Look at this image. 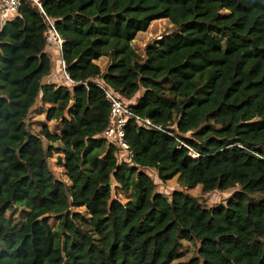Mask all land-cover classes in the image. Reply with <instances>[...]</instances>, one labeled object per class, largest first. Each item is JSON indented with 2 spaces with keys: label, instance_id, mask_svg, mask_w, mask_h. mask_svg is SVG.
<instances>
[{
  "label": "trees",
  "instance_id": "obj_1",
  "mask_svg": "<svg viewBox=\"0 0 264 264\" xmlns=\"http://www.w3.org/2000/svg\"><path fill=\"white\" fill-rule=\"evenodd\" d=\"M41 1L73 84L46 81L32 50L44 13L25 3L0 29V264H264V0ZM164 18L172 31L139 52L137 34ZM94 78L143 89L135 111L171 133L131 119L124 159L101 136L110 109ZM39 102L59 131L34 129ZM173 178L240 189L208 206L157 189ZM183 240L198 244L187 260Z\"/></svg>",
  "mask_w": 264,
  "mask_h": 264
},
{
  "label": "rangeland",
  "instance_id": "obj_2",
  "mask_svg": "<svg viewBox=\"0 0 264 264\" xmlns=\"http://www.w3.org/2000/svg\"><path fill=\"white\" fill-rule=\"evenodd\" d=\"M47 30V29H45ZM172 31L171 24L167 19H158L151 23L149 28L146 31L139 32L137 34L136 39L133 41L134 46L139 50V52L143 53L145 46L150 42L153 41L156 38H161L165 33H169ZM33 51L40 52L41 55H43L46 60L48 61V64L46 62L48 73L46 76V81L50 83H55L57 86L59 85H72L73 83L67 79V76L63 69L62 64V56L59 51L58 46L51 40V37L44 33V35L37 36L36 43L34 47L32 48ZM108 61L107 57H102L98 60L99 64L104 68L106 63ZM137 92L133 96H126L124 97L128 101H136L139 97V94L142 92ZM38 105V106H37ZM36 105V109L32 112V120L34 121V129L36 131H40L44 123H47L49 128L53 131H59L60 126L56 121L48 120L46 118V112L40 108V102ZM58 155H61V152H55L53 155V158L51 159V167L58 173V175L66 179V171L58 161ZM194 156V155H193ZM158 185L157 189L159 191H162L166 195H171L175 190H185L188 191L191 195L199 197L202 200H205L206 205L208 206H215L220 203H225L231 195L240 189V186L234 185L231 186L228 190H215L212 192H206L203 193L200 186L195 187L193 189H185L182 186L179 185L176 178H173L171 180H168L167 182H162L160 179L156 180ZM119 197L123 201H127L129 198V194L123 193L119 190ZM74 210L77 211H85L84 208H74ZM20 211L16 212V218L18 217L20 219ZM50 222L53 224V226H56L58 224V221L55 217L51 218ZM198 248V244L183 240L181 243L180 250L182 252L181 259H189L193 255L196 254Z\"/></svg>",
  "mask_w": 264,
  "mask_h": 264
},
{
  "label": "built area",
  "instance_id": "obj_3",
  "mask_svg": "<svg viewBox=\"0 0 264 264\" xmlns=\"http://www.w3.org/2000/svg\"><path fill=\"white\" fill-rule=\"evenodd\" d=\"M27 2H33L44 13L45 23L47 26V30L45 31V33H47L51 37V40L58 46L62 56L64 41L55 26L54 20L45 14L43 9V2L41 0H0V29L8 21L16 19L19 16L21 7ZM62 64L67 79L73 83V80L66 72V65L63 57ZM93 82L96 83L104 92L105 99L109 103L110 109L108 124L101 136L108 142L118 146L121 149V156L124 159H131L133 157L130 149V144L126 140V128L131 119L136 120L140 125L144 126L147 129H159L168 132L162 124L155 123L150 117L139 115L133 107V104H135L136 101H128L123 95L117 92L103 79L94 78ZM181 143L183 145H186L184 142Z\"/></svg>",
  "mask_w": 264,
  "mask_h": 264
}]
</instances>
